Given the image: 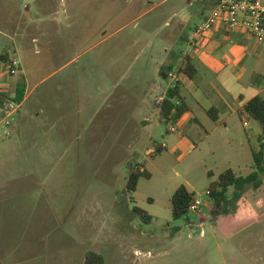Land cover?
I'll list each match as a JSON object with an SVG mask.
<instances>
[{
    "label": "rangeland",
    "instance_id": "rangeland-1",
    "mask_svg": "<svg viewBox=\"0 0 264 264\" xmlns=\"http://www.w3.org/2000/svg\"><path fill=\"white\" fill-rule=\"evenodd\" d=\"M4 1L0 12L8 15L18 3L23 11L38 7L29 0ZM158 1L135 20L131 0H48L35 17L33 24L47 25L53 35L38 40L36 59L32 49H21L15 67L29 78L22 111L41 119L35 120L34 142L19 139L13 127L11 136L0 139V264H88L92 254L104 264H264V172L262 185L249 186L227 214L214 217L208 196L210 183L228 168L244 176L254 171L249 149L260 146L258 121L236 113L228 128L207 138L192 118L166 120L158 111L147 123L141 113L124 126L101 123L109 109L98 110L100 91L106 95V85L123 78L120 92L140 78L142 66L148 68L143 80L161 81L153 61L162 60L164 47L187 52L184 37H192L214 4ZM53 14L65 18L64 41L56 34L61 24L37 20ZM228 35L239 40L222 43H236L234 51L246 53L242 66L263 80L262 43L239 31ZM227 56L228 64L234 56ZM225 66L218 64L208 78ZM140 168L151 177H141L131 191L130 172ZM183 184L201 205L175 219L172 197Z\"/></svg>",
    "mask_w": 264,
    "mask_h": 264
},
{
    "label": "crops",
    "instance_id": "crops-1",
    "mask_svg": "<svg viewBox=\"0 0 264 264\" xmlns=\"http://www.w3.org/2000/svg\"><path fill=\"white\" fill-rule=\"evenodd\" d=\"M29 1L38 4V7H35L34 10L27 7L25 11H23L22 6L18 3L19 7L17 8V12L14 11L9 15L0 12V105L2 101L1 99L4 98L3 96H6L5 98H11L15 95L17 82L21 78V74L16 73L10 75L8 73V63L14 58L17 60L18 57L19 59L21 58V49H24L23 52L32 49L33 51L30 52L31 56L36 59L40 55V49L37 43L38 40L53 35V33H50V28L47 25L40 28V26H36L35 23L37 22L33 24L35 17L41 14L40 9L47 5L48 0ZM165 1L167 0H160L158 3H164ZM155 2H157V0H131V7L135 12V17L132 18L135 20L146 12H149L151 9L150 5H155ZM4 3L9 5L12 2L5 0ZM144 6L146 9H144ZM24 17H26V19ZM51 17L52 18L50 19L40 17L37 20L41 23L49 20L50 22H55L57 25L61 24L62 30H58L56 34L57 37L62 36L64 41V38L67 37V28H64L65 18L58 17L54 14L51 15ZM33 29H37V32H34ZM38 31L41 33L38 34ZM228 34L229 33L221 27L208 34L206 38L209 40L205 43L203 50L205 53H202L203 55H198V57L196 55L191 57L192 62L197 69L193 78H189L184 74L180 79L182 82L178 84H173L170 78H168V80L161 78L159 75L161 66L174 63L175 69H178L179 67H184L186 63V61H184V51L176 53V51L164 47V51L162 50V60L153 61L154 64H157L156 70L153 73L154 75L157 73L161 81L158 80V78L151 80L147 78L146 80H143V78L148 75V68L142 66L139 69V72L141 73L140 78L137 81L130 83L128 87L122 89L120 92L117 93V90L121 87V79L123 80V78L113 81L110 85H106V91L108 93L106 92V95H103L104 93L100 91V94L98 95L100 101L98 110L109 109L101 123H110L112 126L119 124L124 126L127 125L128 122L133 121L138 113H141L142 116H144L143 122L147 123L150 114L156 113L157 111L160 113V98L165 97L169 88L178 85L180 94L184 97L185 103L188 107V110L180 118H185L187 120L192 118L196 121L201 127V130H203L206 138L210 136L211 133L221 128V126L228 128L229 120L231 121V118L236 113L243 112L245 114L244 105L246 102L258 94H264V78L261 80L262 76H260L259 73H256L254 70L251 71L248 66H242L241 64L246 57V53L234 51L236 43L233 44L234 46L229 44L230 47L222 43V40L227 37L233 38ZM184 38L185 40H188V36ZM233 39L235 40H232V42L239 40L237 38ZM29 41L32 43L33 48L29 49ZM210 44L214 45L210 46ZM255 44H261V49L264 50L263 42L255 41ZM64 45L66 46V41L64 42ZM146 48L151 49L149 42H147ZM229 52L233 54L234 59L231 63L227 64L225 60L226 57H228L227 53ZM3 57L7 60L3 61ZM195 58H197L198 63L194 62ZM221 63L226 65V70L223 72L218 71L216 74L217 77L215 76V78H208L207 75H210L211 72L214 75L215 71H217L218 64L220 65ZM132 65H134L133 61L129 64L127 69L131 68ZM231 68H233V71L230 70ZM23 77L25 78L26 88L25 96L21 105H23L28 96L27 91L29 83V78H26V75ZM42 80L38 81L35 84V87L38 86ZM136 89L138 90L137 93H135ZM83 103L84 110V106L87 108L86 100H83ZM62 107H64V105ZM213 108L212 115L216 117V120L213 119L211 113H209V110ZM39 116V113L34 117L29 112H23L21 107L17 120L13 125V134L17 135L21 140L24 139L34 142L33 140L38 138L34 135L33 129L36 127L35 120L41 119ZM48 118H51V114L46 111L45 120ZM245 122H247V126H249V122L246 120L244 121L243 126L247 127ZM247 138L249 141L250 136H247ZM249 150L253 156V148L250 147ZM151 152L152 150L150 153Z\"/></svg>",
    "mask_w": 264,
    "mask_h": 264
},
{
    "label": "trees",
    "instance_id": "trees-1",
    "mask_svg": "<svg viewBox=\"0 0 264 264\" xmlns=\"http://www.w3.org/2000/svg\"><path fill=\"white\" fill-rule=\"evenodd\" d=\"M216 1L217 0H214V3H216ZM5 57L2 58L3 61L7 60ZM174 69V63L163 65L159 70V75L162 79L168 80L169 72L173 71ZM176 70L185 73L189 78H193L197 72L191 57H187L184 67H179ZM25 88V78L21 77L17 82L15 95L11 98H5L6 96H3L4 98L1 99V104L6 99H11L21 103L25 96ZM187 110L188 107L185 103L184 97L180 94L178 85L169 88L167 94L160 104V117L166 120L178 119ZM213 110L214 108L209 110L211 115ZM244 111L248 118L258 121L262 127V134L259 138L260 146L258 149H253L254 171L249 175L244 176L239 175L233 169L228 168L219 175L218 180L212 181L210 183L208 196L215 205V208L212 211L214 217H219L231 211L238 200L247 191L249 186L252 185L254 188H259L262 185V179L260 175L264 172V144L261 143V141H264V94H258L246 102L244 105ZM212 117L216 120L215 116L212 115ZM162 149L163 146L156 151H161ZM154 152L155 150L150 154L153 155ZM208 173L210 176H212L211 171ZM141 177L149 179L151 177V173L147 171L146 168L132 170L128 178V189L131 191H136L138 180ZM230 190H232L231 194H229ZM194 199L195 193L193 191H191L184 184L179 186L172 197L173 217L178 219L187 216L189 208ZM136 210L143 216L144 219L151 220L152 216L146 211L141 210V208H136ZM94 255L96 254L89 256L87 260L88 264H104V259L101 256H99V259L95 260Z\"/></svg>",
    "mask_w": 264,
    "mask_h": 264
},
{
    "label": "built area",
    "instance_id": "built-area-1",
    "mask_svg": "<svg viewBox=\"0 0 264 264\" xmlns=\"http://www.w3.org/2000/svg\"><path fill=\"white\" fill-rule=\"evenodd\" d=\"M185 1L193 6L192 0ZM220 27L228 33L239 31L251 36L256 42H264V0H217L210 9V14L196 25L192 37L188 38L189 50L183 52L184 57L194 56L201 48L204 50L205 43L209 40L206 38L208 34ZM17 64L16 58L8 63L7 70L10 75L17 73ZM184 74L176 70L170 71L168 75L172 83H175ZM163 99L164 97L160 98V101ZM20 108L21 103L11 99L4 100L0 105V139L11 136ZM247 124L245 122L246 126ZM200 205V200H194L189 210L198 211Z\"/></svg>",
    "mask_w": 264,
    "mask_h": 264
}]
</instances>
